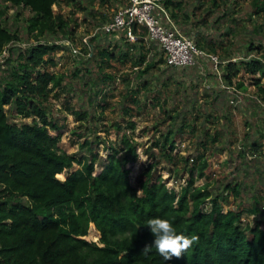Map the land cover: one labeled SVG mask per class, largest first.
<instances>
[{
  "label": "trees",
  "instance_id": "obj_1",
  "mask_svg": "<svg viewBox=\"0 0 264 264\" xmlns=\"http://www.w3.org/2000/svg\"><path fill=\"white\" fill-rule=\"evenodd\" d=\"M0 1L31 11L26 31L34 39L19 50L0 86V264H264V224L259 219L253 224L241 220L244 212L257 215V207L223 210L222 203L226 200L223 192H213L206 181L195 185L199 179L207 178L208 163L199 155L191 158L190 166L185 158L183 169H178L172 129L152 141L159 160L137 174L135 185L130 182L132 168L128 164L138 159V143L126 132L119 134L117 144L111 142L107 146L103 158L92 149L93 141L81 132H74L83 138L76 152L60 150L58 142L65 126L49 115L50 96L64 89L65 76L52 70L57 61L49 54L62 51L64 45L48 43L42 38L47 33L63 32L69 22L52 8L59 0ZM253 2L256 13L264 11V0ZM163 4L174 22L176 13L182 9L181 1L164 0ZM6 9L0 7V55H8L19 41L18 33L7 28L3 21ZM121 36L124 42L120 46L108 45L96 51L99 71L109 66L110 61L119 59L131 62L140 77L162 62V56L148 59V45L161 52L163 58L164 53L157 42L146 37L144 28L134 42L123 35L117 38ZM194 42L201 47L199 42ZM88 44L92 50L85 54L86 59L94 55L92 43ZM209 47L213 51L214 45ZM261 47L251 43L248 50ZM194 65L166 64L177 70ZM142 66L144 70L140 69ZM241 69L259 75L251 80L264 100V82L260 80L264 76L263 61L258 58L228 61L222 76L232 84V78ZM112 79L111 75L102 73L106 89ZM234 86L245 88L242 79ZM142 87L146 88L145 82ZM139 90L138 86L129 90L130 103L136 102ZM98 94L105 95V88H98ZM69 109L77 120L90 118L86 110ZM11 113L21 121L11 120ZM114 126L120 127L117 123ZM124 128L133 129V122ZM217 137L218 133L214 132L211 141ZM250 148L257 153L259 145L252 142ZM145 154L153 158L151 149L145 150ZM160 160L174 164L175 174L181 170L187 175L179 190L168 188L156 173ZM97 161L101 169L94 173ZM74 164L78 167L72 169ZM61 174L63 179L59 178ZM224 188L239 195L236 182H229ZM152 218L170 221L177 234L198 236V243L180 260L163 261L154 247L145 254V245L150 246L155 239L146 223ZM89 223L99 232L97 242L85 238Z\"/></svg>",
  "mask_w": 264,
  "mask_h": 264
},
{
  "label": "rangeland",
  "instance_id": "obj_2",
  "mask_svg": "<svg viewBox=\"0 0 264 264\" xmlns=\"http://www.w3.org/2000/svg\"><path fill=\"white\" fill-rule=\"evenodd\" d=\"M179 1L182 9L176 13V27L185 36L199 42L206 54H215L218 58L216 67L202 57L193 67L172 69L166 66L161 52L148 45V59L157 60L162 56V62L142 76H137L131 62L119 59L110 61L109 66L99 71L100 60L96 51L108 45L120 46L124 41L122 36L93 35V32L124 6L126 0H59L52 6L55 13L69 22L63 32L47 33L42 38L48 43L64 45L62 51L49 54L57 61L52 70L65 76L64 89L50 96L49 115L65 126L58 148L68 153L76 152L83 138L74 132H81L93 141L92 149L103 158L107 146L111 142L117 144L119 134L126 132L138 143V159L128 164L132 168L130 182L135 185L137 174L149 163L159 160L157 149L151 146L152 141L172 129L173 152L178 159L176 167L182 170L185 158L190 166L191 158L202 155L208 163L207 178L199 179L195 185L206 181L213 192H223L226 195L223 210L257 207V215L242 214V223L253 224L259 219L264 224V100L251 80L259 75H250L241 69L232 78V84L222 76L228 61L258 58L264 63V11L256 13L253 0ZM0 7L7 8L3 18L6 27L19 35L12 51L0 55L1 86V80L7 74L8 66L15 63L19 50L34 39L26 31V20L31 16L29 9L10 6L3 1H0ZM85 38L93 45L94 55L89 59L85 54L92 48L87 51L83 42ZM67 42L80 53L74 55ZM251 43L262 47L248 50ZM210 44L214 45L213 51ZM140 69L144 70L145 66ZM103 72L113 78L107 89V83L101 80ZM238 79L243 80L244 89L234 86ZM260 80L264 82V76ZM142 82L146 88L142 87ZM137 86L140 90L135 95L136 102L130 103L129 90ZM101 87L105 88L106 94L96 95ZM69 108L86 110L90 118L77 120ZM127 108H130L129 112H125ZM9 115L11 120L21 121L15 114ZM128 122H133V129L125 130L124 125ZM115 123L119 124V129ZM214 132L218 137L212 142ZM252 142L259 145L257 153L250 148ZM149 149L152 150V159L145 154ZM160 161L156 173L161 175L168 188L179 190L187 175L181 170L175 174L174 164ZM97 162L94 173L101 169ZM76 167L78 165L74 164L72 169ZM59 178L63 179L64 175ZM229 182L238 183V196L225 190L224 185ZM85 238L98 241L99 232L93 223H89Z\"/></svg>",
  "mask_w": 264,
  "mask_h": 264
},
{
  "label": "built area",
  "instance_id": "obj_3",
  "mask_svg": "<svg viewBox=\"0 0 264 264\" xmlns=\"http://www.w3.org/2000/svg\"><path fill=\"white\" fill-rule=\"evenodd\" d=\"M164 0H127L124 6L119 7L113 15L103 22L93 35L104 33L113 34L115 37L123 35L134 42L138 33L144 28L146 37L159 44L164 53V60L167 65L185 67L199 62L202 57L215 67L218 58L215 54H206L199 48L194 40L182 34L168 14L163 4ZM164 18V20H162ZM90 46L87 38L83 40ZM70 49L74 55L79 54L78 48L72 46ZM4 53V52H3ZM86 54H89L87 52Z\"/></svg>",
  "mask_w": 264,
  "mask_h": 264
},
{
  "label": "clouds",
  "instance_id": "obj_4",
  "mask_svg": "<svg viewBox=\"0 0 264 264\" xmlns=\"http://www.w3.org/2000/svg\"><path fill=\"white\" fill-rule=\"evenodd\" d=\"M146 223L155 239L150 246L145 245L143 252L146 254L154 247L163 261H170L173 258L180 260L184 253L199 241V237L196 235L189 237L177 234L172 223L166 219L152 218Z\"/></svg>",
  "mask_w": 264,
  "mask_h": 264
}]
</instances>
